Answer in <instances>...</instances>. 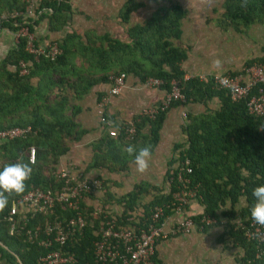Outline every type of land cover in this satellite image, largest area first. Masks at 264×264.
Masks as SVG:
<instances>
[{"label": "trees", "instance_id": "1", "mask_svg": "<svg viewBox=\"0 0 264 264\" xmlns=\"http://www.w3.org/2000/svg\"><path fill=\"white\" fill-rule=\"evenodd\" d=\"M69 1L42 0L36 12L41 8L45 11L32 20L25 15L27 8L23 0H0V17L5 16V20H1L3 29L13 33L26 25L33 34V26L45 19L49 33L63 32L62 36L47 43H38L35 38L32 42L34 47H43L45 52L49 50L48 45L55 44L58 53L53 59L39 54L34 60V55L25 49L26 38L19 37L0 60V129L31 128V133L24 139L0 143L2 257L9 264H38L39 256L59 250L62 255H72L74 264H94L92 243L103 219L102 212L94 214L91 207L86 208L81 203L86 225L80 233L67 238L63 245L53 244L50 248L29 242L22 232L10 235L5 216L13 199L34 188L49 194L59 190L61 182L56 171L60 157L68 152V142H78L88 133L76 121L81 112L78 102L94 87L107 85L109 88L112 77L124 74L140 84L149 78L159 79L162 84L158 89L166 93L171 90V82L176 81L183 99L172 101L153 118L138 114L131 116L132 134L125 132L126 120L115 121L105 112L107 104L104 115L116 135L110 136L108 127L102 126V134L88 144L91 156L84 169L86 173H127L154 152L170 109L198 104L203 111L186 114L187 123L181 127L184 140L172 147V153H177L167 162L161 187L139 181L129 192L113 199L121 207V217L114 215L117 222L140 206L142 217H138L144 224L150 217V210L158 206L163 208L161 224L172 214V195L182 187L177 177L178 168L188 159L191 172L181 175L186 180L187 189L194 191V197L184 206L187 216L197 225L202 218L216 221L203 226V231L225 219L218 241L229 239L235 247L242 249L236 263L264 264V255L255 258L260 245L246 239L244 231L236 224L238 220L247 225L249 221L264 218V118L249 113L247 99L232 101L226 91L216 90L213 75L184 79L181 64L187 59L189 47H183L180 41L187 10L179 3L169 1L167 5H157L140 22L129 26L131 15L145 4L124 0L117 13L118 22L124 29L125 39L121 40L107 32L99 34L91 29L82 34L64 32L67 16L73 14ZM159 1L153 0L155 3ZM253 24L264 29V0L222 1L220 18L216 20L221 31L243 34ZM20 62L28 63L25 74L20 73ZM263 63L264 47L263 55L245 61L243 68ZM239 71L229 72L234 75ZM94 93L96 104L106 96L103 90ZM214 101L216 104L212 107L210 104ZM30 147L35 149L33 164L27 160ZM148 196L150 199L142 202ZM107 197L112 199L109 193ZM192 202L197 206L194 213L188 210ZM53 214L67 218L71 215L59 206L55 207ZM53 214H38L29 219L27 229L43 224L45 219H53ZM152 262L162 264L156 251Z\"/></svg>", "mask_w": 264, "mask_h": 264}, {"label": "built area", "instance_id": "2", "mask_svg": "<svg viewBox=\"0 0 264 264\" xmlns=\"http://www.w3.org/2000/svg\"><path fill=\"white\" fill-rule=\"evenodd\" d=\"M23 1L27 8L25 15L32 20H36L41 11H45V8H41L40 11L36 12L42 0ZM1 20H5V16L0 17V30H3ZM12 35L15 44L19 37L26 38L25 49L34 55V60L38 59L39 54L53 59L58 53L55 44L48 45L47 49L49 50L47 52L44 51L43 47H34L32 43L34 35L28 31L26 25L20 26ZM25 65L27 66L28 63H19L21 74L26 73ZM212 81L214 88L226 91L232 101L247 99L246 105L249 113H255L264 118V63L244 67L234 75L230 72L215 74ZM125 82L124 74L112 77L111 86L105 91L106 96L97 103L99 124L108 127L110 136H115L116 131L111 128V122L105 118L104 107L110 102V98L118 97L122 93L126 85ZM161 84L159 79L149 78L142 85L148 88H158ZM260 84L263 86H258ZM255 88L256 92L253 93ZM182 99L177 82L172 81L171 90L165 92L161 103L142 110L138 115L153 118L158 111L168 108L172 101ZM125 132L127 134L134 132L133 122L130 119L126 120ZM30 133L31 128L29 126L0 129V143L24 139ZM27 160L30 164L35 162V149L33 147L28 149ZM68 165V167L59 168L56 171V177L61 182L56 193L49 194L39 188H34L10 202L9 210L5 216L10 235H17L22 232L29 242H35L43 248H50L53 244L63 245L67 238L81 232L86 225V220L80 204H86L90 196L102 188V181L96 174L86 173L84 169H77L76 165L72 166L71 163ZM188 165V159L179 165L177 177L182 187L172 195V219L169 222L163 221L159 224V220L163 216V208L158 206H154L150 210V217L144 224L140 223L138 217H142L140 206L123 215L119 222H117L114 214L111 215L109 211L102 212L104 214L103 219L99 222V228L95 232L96 240L92 243L94 264H153L152 258L156 251L158 239L165 240L168 237L185 235L194 230H202L203 226H210L216 222L211 218H202L200 225H197L186 214L184 206L194 197V191L187 189L186 180L181 177V175L191 172ZM57 206L70 212V217H58L53 214ZM93 211L94 214L101 213L99 210ZM38 214H53L54 217L51 220L45 219L43 224L32 229H27L26 223ZM117 215L121 217V211ZM236 224L244 231L246 239L255 241L260 245L255 258L258 259L263 256L264 218L249 221L247 225L238 220ZM37 262L38 264H74V259L72 255H62L59 250H51L39 256Z\"/></svg>", "mask_w": 264, "mask_h": 264}, {"label": "rangeland", "instance_id": "3", "mask_svg": "<svg viewBox=\"0 0 264 264\" xmlns=\"http://www.w3.org/2000/svg\"><path fill=\"white\" fill-rule=\"evenodd\" d=\"M92 1L95 5H93ZM137 1H141L145 5L143 8L138 9L131 15L129 26L140 22L143 18L149 15L157 5L163 6L167 5L169 1H173L185 7L187 10V16L182 21L183 30L185 33L184 36H181L182 41L180 42L182 45L184 44V46H186L185 44L188 42L191 44V46H189L190 49L188 52L191 54L190 57L193 62H190L191 64H194L196 68L200 66V62L201 65L205 67L207 66L209 69H211L213 67L212 65L215 63H219L221 68H223L222 70L233 69L234 71H237L243 68L245 61L258 58L263 55L264 29L261 25L253 24L244 30L243 34L235 33L232 30L223 32L216 26V20L220 18L221 3L223 0H161L157 3L153 2V0ZM123 2L124 0H83L80 4L73 5V7H71L73 14L67 16V27L63 30L64 32L68 33L76 32L82 34L87 29H91L99 34L107 32L115 38L124 40V29L120 26L117 18L118 10ZM203 2L205 3L204 5ZM203 25L206 26L203 27ZM51 34V38L48 39L54 40L62 36L63 32L60 34ZM235 41L241 43L238 45L240 46V49H238L237 44H234ZM230 49L236 51L231 52ZM222 59L224 60V64L222 63ZM225 62L226 64L230 65H225ZM191 68L194 69V67ZM209 69L206 71H209ZM219 73L220 72H217V74ZM133 82H135L134 86H136V93H138V91L143 93H154L156 91V88L144 87L138 81L133 79V77L128 76L126 78V85L123 92L125 89L128 90ZM107 87V85H99L94 87L86 97L78 102V105L81 107V112L76 116V121L88 131V135L81 139L82 141L84 140L85 144L91 140L93 141V139L96 138V135H99L101 131L104 130V128L99 124V117L97 115L93 100L96 98V94L94 92H97V90H103ZM115 98H110V100ZM151 106V102H138V104H135L134 108L128 107L127 114L128 116H132L134 113H140L142 110L150 108ZM179 112L180 109L178 107L172 108L167 112V117L164 121V131L161 134L160 146L162 150L166 151L168 146L170 147V144L178 143L180 141L181 134L178 130L179 115L182 113L181 117L183 120L187 121V119L185 112ZM183 140L184 139L182 137V141ZM74 143L76 142H68L67 145L69 149ZM85 148L87 155L85 154L84 161H86L85 164L87 165L91 156V152L88 145L82 147L81 150L84 151ZM88 154H90V156H88ZM65 155L60 157L57 170L59 168L68 167L69 163H71L72 166L76 165L77 169L83 170L85 168V164L70 160L60 163L62 159H65ZM160 169L161 172L159 173V179L155 181L157 187L162 186V179L166 165H160ZM101 172L98 174L102 181V188L95 192L85 205L86 207H91V209L99 210L100 212L109 211L111 215L119 214L121 207L118 206L116 202H114L115 200L113 201V199L119 198L120 196L126 194L124 192L129 191L133 187V182H136L137 179L132 172L123 174H109L105 171ZM164 190L166 191V188H164ZM107 193L112 196V199L107 197ZM149 199V196L145 197L143 198L142 202L148 201ZM224 225L225 219H221L217 226L224 227ZM212 232L213 229L211 230V233L208 235V237H204V240L207 244H209V239L207 238H216L219 232L221 233V230H219V232L215 235ZM223 243L226 245L227 240H224ZM195 250L201 251L203 249L195 248ZM196 264H212V259H208L207 256L201 255V258H199Z\"/></svg>", "mask_w": 264, "mask_h": 264}, {"label": "crops", "instance_id": "4", "mask_svg": "<svg viewBox=\"0 0 264 264\" xmlns=\"http://www.w3.org/2000/svg\"><path fill=\"white\" fill-rule=\"evenodd\" d=\"M82 1L83 0H70L69 4L71 5V7H73V5H78ZM204 4L205 3L203 2V5ZM93 5L95 4L93 3ZM205 26L206 25H203V27ZM33 29H34V33H33L34 38L36 41H38V43H47L50 41V39L48 38H51L50 36H52V34L47 31V24L45 19L38 21V23L35 26H33ZM181 29H182L181 36H184L185 32L183 30V22ZM188 43L185 44L186 45L185 47L191 46V44ZM14 44H15V40L12 35V32L7 29L0 30V60L5 57L8 50H10L14 46ZM234 44H237L238 46L241 43L235 41ZM182 46L184 47V44ZM238 49H240V46H238ZM230 51L234 52L236 50L230 49ZM190 56L191 54L188 52L187 59L181 64V68L185 72L184 79H189L192 77L203 78L206 75H215L217 74V72H220L219 74H221L222 72H227L231 70L234 71L233 69L222 70L223 68H221L219 63H215L214 65H212L214 68L212 67L211 69H209V67L207 68V66L205 67L201 65L200 62V66L196 68L194 64H191L193 60L191 59ZM223 61L224 60L222 59V63L224 64ZM225 65L229 66L230 64H226L225 62ZM191 67H194V69H192ZM207 69H209V71H206ZM134 83L135 82L131 84L128 90L125 89L124 92L122 91V94H120L119 97H116L113 100L111 99L112 102L110 100L111 103L109 102L110 103V104L108 103L109 106L108 105L106 106L105 112L109 116L113 117L115 121L127 120L131 117L128 116L127 114L128 107L134 108L135 104H138V102L141 103L151 102L153 106L155 103L161 102L165 96V91L159 90L158 88H156V91L154 93H150V92L143 93L140 91L136 93L137 91H136V86H134ZM107 89L108 88H105L103 89V91H106ZM93 103L97 112L96 98L93 100ZM215 104L216 102L214 101L210 105L214 107ZM178 108L180 109V112H185L187 115L188 113L190 115H194L203 111V107L198 104H192ZM136 113H134L133 115H135ZM181 114L179 115L180 117L178 116L179 117L178 130L181 134L180 141L178 143H181L182 137L184 139V135L181 132V127L187 122L183 120ZM163 129H164V122L160 131V139L154 149V152L151 155L142 159L137 165L131 167L129 172H132L135 178L137 179L136 182H133V185L138 183L139 181H143L156 186L157 184H155V181L159 179V173L161 172L160 165L163 164L167 165V162L172 158H174V156H176V153H172V147L174 144H178V143L170 144V147L168 146V149L166 151L162 150L160 146L161 134L164 131ZM101 134L102 131L99 135H96V138H98ZM86 135H88V133ZM91 141H89L88 143H90ZM88 143L85 144L84 140L83 141L80 140L79 142L74 143L73 146L69 149L68 153L64 156L65 159H62L60 163H64L65 161L70 160L77 163L85 164L86 161H84V157L86 154L85 152L86 148L84 149V151L81 149L85 145H88ZM88 156H90V154H88ZM88 173L95 175L100 173V171L99 172L90 171ZM188 210H190V212L192 211L193 213L196 212L197 211L196 204L194 202L190 203V208ZM170 219H172V216L171 217L168 216V218L165 219L164 221L169 222ZM212 229H213L212 233L214 235L217 234L219 230H221V233L219 232L216 238L213 237L207 238L209 239L208 241L209 244H207L204 240V237H208ZM222 232H223V227L215 226L208 229L207 231L194 230L185 235L168 237L165 240H158V244L156 247L157 258L161 261L162 264H196L199 258H201V255H205L208 257V259H212V264H237L236 259L241 257L242 249L235 247L229 239H226L227 240L226 245H224L223 242L218 241V237L222 234ZM0 246L3 248L2 245ZM195 248H200L203 250L196 251ZM0 264H9L7 260L4 257H2L1 254H0Z\"/></svg>", "mask_w": 264, "mask_h": 264}]
</instances>
